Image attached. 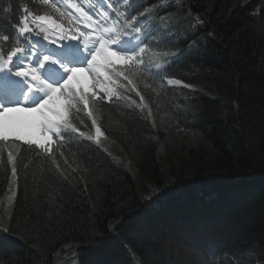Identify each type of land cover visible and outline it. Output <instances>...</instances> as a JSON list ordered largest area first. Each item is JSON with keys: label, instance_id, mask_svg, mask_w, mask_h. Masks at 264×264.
I'll list each match as a JSON object with an SVG mask.
<instances>
[{"label": "trees", "instance_id": "1", "mask_svg": "<svg viewBox=\"0 0 264 264\" xmlns=\"http://www.w3.org/2000/svg\"><path fill=\"white\" fill-rule=\"evenodd\" d=\"M22 1L27 0L0 4L9 12ZM166 5L177 32L173 57L180 62L160 80L146 75L134 80L147 108L136 106L140 96L127 90V81L117 82L126 86L117 91L127 99L97 104L104 133L99 145L81 137L63 148L59 141L52 144L67 180L35 154L37 149L21 143L11 145L20 153L19 178H14L5 149L0 228L15 231H0V264H141L142 259L167 264L165 253L145 247L151 233L195 241L215 264H230V253L245 239L264 233V0H168ZM197 17L204 22L197 23ZM168 79L193 87L168 85ZM74 124L95 136L87 114ZM127 165L136 167V177ZM154 189L167 195L145 208L150 202L144 197ZM257 196H263L256 205L261 213L247 212V201L253 204ZM242 205L245 212H237ZM116 219L124 227L112 236L107 228ZM226 229L233 238L225 237ZM161 245L168 255L179 256L175 241Z\"/></svg>", "mask_w": 264, "mask_h": 264}, {"label": "snow or ice", "instance_id": "2", "mask_svg": "<svg viewBox=\"0 0 264 264\" xmlns=\"http://www.w3.org/2000/svg\"><path fill=\"white\" fill-rule=\"evenodd\" d=\"M49 2L43 0L44 4ZM60 2L78 14L67 13L70 25L67 29L52 17L34 15L31 9L25 7L20 10L19 18L9 25L11 31L0 32V145H3L0 147V164L5 163L3 153L7 149L6 164L10 166L11 176L17 179L20 153L13 150L11 145L20 142L37 149L35 154L50 160L55 170L67 180L66 169H63L52 149L54 138L60 141L61 148L66 142L62 133L94 139L99 145L104 133L95 115L98 112L97 104L105 100L112 102L113 97L116 100L127 99L117 91L119 87H126L117 83L120 79L131 86L128 91H136L134 69L144 63L143 54L151 46L147 42L145 29L141 27L143 22L129 12L132 7L130 0H115V3L124 5L123 11L115 8L110 0L89 4L96 19L74 0ZM52 7L61 17L65 16V12L55 3ZM110 12L115 15H110ZM147 15L146 9L139 12V17L146 19ZM196 22L204 21L197 17ZM81 23L87 31H81ZM261 28L264 32V21ZM33 34L36 37L43 34L42 39H32ZM142 36L145 38L142 39ZM129 41L134 46L129 47ZM80 74L84 75L86 83L80 79ZM167 84L193 87L179 79H168ZM136 95L141 100L136 106L147 108L139 91H136ZM57 101H62V104ZM132 103L135 104V101ZM79 112H85L91 119L94 137L72 122L73 114ZM148 114L151 115L150 109ZM80 123L84 124V121ZM59 156L63 158L65 153L59 151ZM63 163L71 167L67 159ZM23 166L28 167L26 164ZM166 195L154 189L144 197L150 202L144 207H150L151 203ZM123 227L124 221L116 219L108 225L107 231L117 236ZM0 231L10 233L15 229L7 226L0 228ZM97 240L101 248L105 246L102 236ZM162 240L175 241L179 256L168 255L161 245ZM144 245L147 249L165 253L167 264H215L214 259H209L206 248L195 241H181L151 233L145 237ZM211 255L215 257L216 253ZM230 255L233 257L230 264H264V233L245 239ZM141 264H146V261L142 259Z\"/></svg>", "mask_w": 264, "mask_h": 264}, {"label": "rangeland", "instance_id": "3", "mask_svg": "<svg viewBox=\"0 0 264 264\" xmlns=\"http://www.w3.org/2000/svg\"><path fill=\"white\" fill-rule=\"evenodd\" d=\"M80 79L82 80V81H84L85 80V77H83V76H80ZM57 103H60V101H57ZM187 132H185L184 130H180V138L183 140V139H185V140H187V138H188V136H186L187 134H186ZM127 169H128V171L134 176V177H136V174H137V171H136V167H134V166H130V165H127ZM256 185V187H257V189L259 188V190H261V188H260V186L258 185V184H255ZM262 186V185H261ZM237 190L240 192V193H243V192H246V191H248V190H244V189H242L241 190V188H237ZM233 195H235V192H234V194ZM253 195V197H255L256 195H254V194H252ZM146 196H148V194L146 195ZM263 197V196H262ZM261 196H257V198H256V201H255V199H252V200H254L255 201V203H253L252 204V201L251 202H249V201H247L248 202V205H250V209L247 211V212H251V213H253V210H255L254 212L255 213H261V211H260V209H259V207L257 208L256 207V205L258 206V201L259 200H261V199H263ZM258 200V201H257ZM253 201V202H254ZM261 204H263V203H261ZM255 206V207H254ZM244 207H245V205H242V207L241 206H239V207H237V212H245V210H244ZM263 213H264V210H263ZM242 214V213H241ZM244 216V215H243ZM236 223V222H235ZM237 224V223H236ZM253 227H257L258 228V224H255ZM256 228V229H257ZM218 231H222L221 229H218ZM237 231V230H236ZM228 235V236H227ZM233 236V233H232V231L230 230H228V229H226V234H225V237H228V238H231ZM235 236V235H234ZM233 238V237H232ZM96 264V263H95Z\"/></svg>", "mask_w": 264, "mask_h": 264}]
</instances>
